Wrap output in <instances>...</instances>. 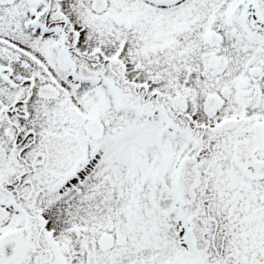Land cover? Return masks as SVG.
<instances>
[{
  "label": "snow or ice",
  "instance_id": "obj_1",
  "mask_svg": "<svg viewBox=\"0 0 264 264\" xmlns=\"http://www.w3.org/2000/svg\"><path fill=\"white\" fill-rule=\"evenodd\" d=\"M0 264H264V0H0Z\"/></svg>",
  "mask_w": 264,
  "mask_h": 264
}]
</instances>
